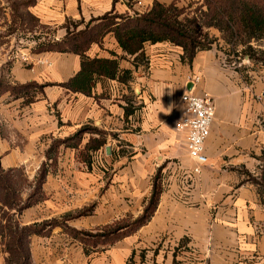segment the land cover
Returning <instances> with one entry per match:
<instances>
[{
  "label": "crops",
  "instance_id": "0c3cea01",
  "mask_svg": "<svg viewBox=\"0 0 264 264\" xmlns=\"http://www.w3.org/2000/svg\"><path fill=\"white\" fill-rule=\"evenodd\" d=\"M153 3L32 0L23 10L50 30L43 39L55 42L99 25L107 14H143ZM8 9L9 1L0 0V84L38 88L0 93V166L25 180L17 190L23 208L0 199V264L11 260L14 233L31 226L38 232L26 239L29 264L32 242L40 254L76 247L84 261L119 247L127 264H137L130 252L139 247L150 264H264V69L247 66L243 45L213 44L189 62L170 42H147L140 56L128 55L108 32L86 55L117 59L118 76L99 77L85 94L67 86L81 56L33 52L32 32L19 33ZM189 74L201 81L191 83ZM188 92L215 101L203 165L189 156L177 130ZM155 181L161 192L151 217L87 254L75 234L137 220Z\"/></svg>",
  "mask_w": 264,
  "mask_h": 264
},
{
  "label": "trees",
  "instance_id": "16d2710c",
  "mask_svg": "<svg viewBox=\"0 0 264 264\" xmlns=\"http://www.w3.org/2000/svg\"><path fill=\"white\" fill-rule=\"evenodd\" d=\"M173 0L166 5L154 0L153 7L146 13L129 15H105L102 22L89 29L79 32H70L65 38L55 42H43L32 49L35 53L46 51L71 52L81 56V69L67 86L76 92L89 94L99 77L115 79L118 76L119 64L117 59L90 58L86 55L93 42H98L103 35L112 32L120 47L128 55L141 51L145 43L170 42L184 50L185 58L191 62L199 50L211 48V41L205 40L196 34L199 27H215L228 38L247 45L245 54L253 61L264 62V49H254L252 41L264 40V0H202L201 7L195 11L188 7H180L179 2ZM206 10H203V7ZM14 9L15 18H18L17 8ZM200 11L201 17L196 15ZM14 16V15H13ZM202 20V21H200ZM125 77H119L123 81ZM36 87L34 84L25 86H2L0 93L10 90L13 94L29 95ZM21 175L14 170H3L0 166V199L10 208L19 205L18 188L24 183ZM160 187L156 181L153 193L144 213L135 221H122L114 227H105L102 232H83L75 234L83 243L85 252L90 254L92 248L98 245H109L115 241L129 236L144 224L155 211L158 203ZM38 232L31 227L22 228L15 234V247H11V260L9 264H29V252L26 239L30 233ZM128 264H134L130 261Z\"/></svg>",
  "mask_w": 264,
  "mask_h": 264
},
{
  "label": "rangeland",
  "instance_id": "374dc122",
  "mask_svg": "<svg viewBox=\"0 0 264 264\" xmlns=\"http://www.w3.org/2000/svg\"><path fill=\"white\" fill-rule=\"evenodd\" d=\"M9 1V13L14 19V23L16 24L15 29L18 28V32L21 34H24L25 36L31 31V35L33 36V39H36V43L32 45V47H37L38 44H41L43 42H48L47 40L43 39L42 34L50 32V30L46 29L45 26L39 24L37 19L30 14L28 11L23 10V7H27L30 3H32V0H8ZM202 0H183L178 3L180 7H188L189 10L192 12L195 11L198 7H201L200 5L202 4ZM17 8V15L18 18H15V13L14 9ZM203 10H206V7L204 6L202 8ZM4 13V11H2ZM199 18L201 17L200 11L196 14ZM202 21V20H200ZM23 24V26H21ZM33 32H36V35L33 34ZM196 34L199 35L202 40H205V43H208V41L212 42L211 46L213 44H220L222 43V47L232 50L233 48L236 47L235 44H240L236 43L234 44V41L229 42L228 38L225 36L224 33H222L219 29L215 27H199L196 30ZM220 40V41H218ZM253 43V48L254 49H259L261 46L262 49H264V40L263 41H252ZM28 44V43H27ZM242 45V44H240ZM244 51L243 53L245 54V50L247 49V45H243ZM32 48V49H33ZM223 51V50H222ZM247 55V54H246ZM250 62L248 63V67H256L257 69H264V62L262 61H253L249 60ZM27 63V60L25 61ZM27 67H29V63H27ZM245 76H249L248 73ZM33 244V242H32ZM31 244V260L32 264H103L102 261L104 260L103 258H106V263L107 264H118L121 262V264H127L126 257L123 256V251H119V247L112 248L109 251H103L99 252L97 254H94L93 256H90L84 261L83 259V253H81V249H78L76 247H73L71 249H68L67 251L63 250L62 248H56L52 247L49 250L42 252V254L38 253V245L37 248L34 247V245ZM52 245H56L54 242ZM118 249V250H117ZM137 251V252H136ZM140 251L139 247H135L134 250L130 252L131 256L136 260L137 264H150V262L147 259L146 255L147 253L144 252L146 251V248L143 249L142 253H138ZM129 254V256H130ZM30 258V256H29ZM149 258V257H148ZM128 259V258H127ZM40 261L42 263H40ZM17 263V262H16ZM15 263V264H16ZM30 263V260H29Z\"/></svg>",
  "mask_w": 264,
  "mask_h": 264
},
{
  "label": "built area",
  "instance_id": "2783aa9c",
  "mask_svg": "<svg viewBox=\"0 0 264 264\" xmlns=\"http://www.w3.org/2000/svg\"><path fill=\"white\" fill-rule=\"evenodd\" d=\"M138 4H141V2L139 1ZM23 60L26 61L27 59L23 58ZM46 63L49 64V62ZM187 79L193 84H198L201 81V77L194 74H189ZM184 96H187L189 99L185 101L183 99ZM193 97L198 98L202 103V108L196 112L189 110V104L191 98ZM181 102L183 104V112L178 123L177 130L185 134L187 152L189 156L193 158L199 165H203L207 162L205 143L210 135L211 124L215 117V101L208 95L199 96L188 92L181 96ZM199 121H207V125H202L201 128H198L197 124ZM197 132H199V134L203 137L199 148H197L192 140L193 135ZM194 172L199 173L200 168H195Z\"/></svg>",
  "mask_w": 264,
  "mask_h": 264
},
{
  "label": "clouds",
  "instance_id": "9594fccd",
  "mask_svg": "<svg viewBox=\"0 0 264 264\" xmlns=\"http://www.w3.org/2000/svg\"><path fill=\"white\" fill-rule=\"evenodd\" d=\"M171 94L172 93L169 92V95H171ZM183 99L185 101H187L189 98L187 96H184ZM172 107H174V105L169 106L167 109L165 108L164 113L169 114L172 111ZM201 108H202L201 101L195 97L191 98V101L189 104V110L196 112V111H199ZM202 125L206 126L207 121H199L197 124V127L201 128ZM202 139H203V137L199 134V132H197L196 134L193 135L192 140H193L194 144L197 146V148H199V145L201 144Z\"/></svg>",
  "mask_w": 264,
  "mask_h": 264
},
{
  "label": "water",
  "instance_id": "95a60500",
  "mask_svg": "<svg viewBox=\"0 0 264 264\" xmlns=\"http://www.w3.org/2000/svg\"><path fill=\"white\" fill-rule=\"evenodd\" d=\"M107 150L109 151V150H110V148L108 147V148H107Z\"/></svg>",
  "mask_w": 264,
  "mask_h": 264
}]
</instances>
